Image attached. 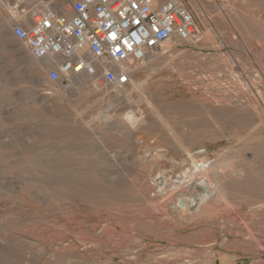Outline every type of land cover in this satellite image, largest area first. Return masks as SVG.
I'll return each instance as SVG.
<instances>
[{
    "label": "rangeland",
    "instance_id": "rangeland-1",
    "mask_svg": "<svg viewBox=\"0 0 264 264\" xmlns=\"http://www.w3.org/2000/svg\"><path fill=\"white\" fill-rule=\"evenodd\" d=\"M179 1L201 40L164 44L128 94L57 102L17 21L0 34V264H264V0H197L209 20Z\"/></svg>",
    "mask_w": 264,
    "mask_h": 264
},
{
    "label": "built area",
    "instance_id": "built-area-1",
    "mask_svg": "<svg viewBox=\"0 0 264 264\" xmlns=\"http://www.w3.org/2000/svg\"><path fill=\"white\" fill-rule=\"evenodd\" d=\"M23 2L12 37L48 68L47 82L66 89L75 78L126 86L148 53L173 39L199 40L192 13L179 0Z\"/></svg>",
    "mask_w": 264,
    "mask_h": 264
},
{
    "label": "bare ground",
    "instance_id": "bare-ground-1",
    "mask_svg": "<svg viewBox=\"0 0 264 264\" xmlns=\"http://www.w3.org/2000/svg\"><path fill=\"white\" fill-rule=\"evenodd\" d=\"M35 1V0H34ZM195 4H196V8H197V11L199 12L200 16H202L203 18L209 20V18L206 16L207 14H205V10L204 8L200 5V3L197 1V0H192ZM194 5V4H193ZM0 6H2V0H0ZM1 8V7H0ZM223 9V8H222ZM224 12V11H223ZM20 19V14L17 13L16 10H13L10 15H7L6 17H2L0 18V34L3 32V31H6L8 30L9 28H11V21L10 20H13V21H18ZM209 22V21H208ZM204 23V22H203ZM206 24V23H205ZM211 36L209 34V32L207 31L204 35H203V39L204 41H208L210 40ZM199 40H201V35H199ZM198 40V41H199ZM196 44V43H195ZM156 53L155 51H152L150 53H148L144 59V61L140 64H138L136 67H135V70H134V73L132 76H134L135 72L136 71H141V68L143 66H145V64H148L151 60L155 59L156 58ZM140 67V68H139ZM130 77V79H131ZM72 82V83H71ZM71 85V87H70ZM70 85H69V88L66 90L64 87V89H60L61 92L57 94V96L55 99L57 102L59 101H67V99L69 98V94L71 92H74V91H78V94H83L85 93L89 88H91L92 90H100L101 88L104 87V85L101 83V84H97L95 82V80L93 78H75V79H72L70 81ZM108 87V86H107ZM109 88H112V90L110 91V95H115V94H128V90H129V87H128V84L126 86H123V87H109ZM70 91V93L68 92ZM91 91V90H90ZM89 91V92H90ZM68 92V93H67ZM109 92V91H108ZM138 92V91H137ZM67 93V94H65ZM138 95L140 97H142L141 95V92L140 94L138 93ZM72 96V95H71ZM180 145V143H179ZM187 154V153H186ZM189 155V154H187ZM189 157L191 158V156L189 155ZM202 160V159H201ZM192 161V160H191ZM197 163V161H196ZM195 161L192 162V167L193 168H196L198 170H202V171H205L207 169V165L209 164V166L211 165V163H206V161H203L201 163V165H196ZM187 167V166H186ZM198 172V171H197ZM193 173V172H192ZM191 173V168H187L185 169L183 172H181L179 174V176H177L176 178V181H174V188H180V187H183L185 186L186 182L188 183V181L186 180ZM201 174V172L199 173ZM193 176V175H192ZM191 177V176H190ZM189 179V178H188ZM172 185V184H171ZM170 186V185H169ZM186 186H188L186 184ZM200 186L202 187V189L204 190V194L201 195V197L199 199H193V200H190L189 198H185V197H181V199L178 201V203L181 205L182 207V210L186 211L187 213L189 214H194V213H197L199 211V209L201 208V206H203L204 204H206L207 201H209V199L213 196V192L211 191V187L209 184L205 183L204 181H202L200 183ZM165 187V186H164ZM185 188V187H184ZM172 189V187H171ZM186 189V188H185ZM176 190V189H175ZM179 190V189H178ZM172 191V190H171ZM220 192V191H219ZM218 192V193H219ZM177 193V192H176ZM196 196H200V195H196ZM191 197V196H190ZM175 209V208H174Z\"/></svg>",
    "mask_w": 264,
    "mask_h": 264
}]
</instances>
